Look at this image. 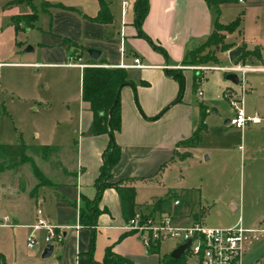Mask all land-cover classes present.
<instances>
[{
  "label": "crops",
  "instance_id": "obj_1",
  "mask_svg": "<svg viewBox=\"0 0 264 264\" xmlns=\"http://www.w3.org/2000/svg\"><path fill=\"white\" fill-rule=\"evenodd\" d=\"M34 1L38 3L33 4L38 11L35 21L37 32L49 40H37L32 45L34 50L25 52V55L35 54V58L12 65L23 69H38V72L46 69L79 70V137L71 146L55 140L54 133L52 142L43 143L42 146L60 147V152L49 160L32 156L46 183L41 184L35 174L30 184L20 180L15 195L5 197L0 204L2 264L102 263L108 248L133 264H160L161 259L168 256L162 253L161 245L147 254L143 243L125 229L127 221L122 215L116 189L105 190L99 204L102 212L95 229L81 223L83 199H95L103 154L110 144L108 134L93 133V113L82 97L83 72L86 67L124 68L128 72L132 83L121 90L122 124L120 132L115 136L121 148V158L113 169L111 182L134 179L137 212H151L147 207L158 198L141 203L139 191L147 186L161 185L175 164L182 159L179 154L190 153V148L180 143L192 137L200 127L202 106L206 116H209L208 105H195L185 94L182 102L170 106L178 97L179 84L169 76L168 71L181 70L188 77L192 69L184 64L187 54L207 41L217 18L223 25L232 23L223 20L225 8L229 4L221 5L218 17L216 9L205 0H150L149 13L141 30L165 51L163 53L155 50L139 35V29L134 24L137 0H105L112 15V21L106 24L92 20L99 14L100 5L97 0ZM239 4H246V1ZM46 5L49 7L45 8ZM251 11V6L245 8L243 30L227 34L226 42L232 45L231 51L241 47L246 51L257 50L253 56L254 61L263 62L264 26L247 28L246 22ZM28 14H31V10L25 15ZM42 20L48 22L46 29L39 27ZM64 40L79 48L76 55L71 53ZM89 49L100 51V58L92 59L88 54ZM135 59H140L145 67H130L134 65ZM203 97L204 91L199 101ZM167 107L166 112L162 113ZM262 123L261 120L260 124L248 128L251 132H260ZM26 165L31 164H23L2 173L13 172V175H17ZM13 181H17L15 176ZM171 195L179 200L178 193ZM167 197L170 195L164 198ZM188 215L174 219L186 222ZM5 218H10L13 227L2 226ZM38 218L52 221L61 229L63 236L60 242L53 245L54 251L48 258L43 257L47 248L43 232L40 233L37 247L30 249L27 245L30 235L28 226ZM246 227L252 232L248 235L245 264H262L264 250L255 246L258 235L253 226L248 224Z\"/></svg>",
  "mask_w": 264,
  "mask_h": 264
},
{
  "label": "rangeland",
  "instance_id": "obj_2",
  "mask_svg": "<svg viewBox=\"0 0 264 264\" xmlns=\"http://www.w3.org/2000/svg\"><path fill=\"white\" fill-rule=\"evenodd\" d=\"M245 1L246 4L237 2L226 6L223 20L231 23L237 17L240 19L238 29L243 30L244 10L251 6L253 11L248 15L247 28L264 26V0ZM30 3L38 5L34 0H0V64H11L0 66V144L42 146L43 143L52 142L55 133V140L73 146L79 137V70L46 69L38 72V69H23L12 65L35 58V54L25 55V51L33 47L37 40H49L47 36L38 34L35 21L17 24L26 13L30 10L32 13L35 9ZM48 7L46 5L45 8ZM47 24V20H42L39 27L46 29ZM69 48L74 55L79 50L72 44ZM230 52L222 51L220 46L210 45L201 54V57L208 59L207 62L186 66L192 67L193 71L190 70L188 77H185L184 94L195 105H208L206 128L200 143L190 148V153L179 154L182 159L175 164L161 185L147 186L139 191V202L155 198L159 200L178 193L181 206L175 207L176 198L172 197L167 199L163 207L173 218L189 214L186 222L174 219L176 226L201 222L208 228H232L242 223L247 229L249 224L258 235L255 246L263 251L264 73L247 75L249 87L245 96V111L248 115H259L263 121L261 131L255 133L248 128L242 132L226 125V120L232 117V109L225 98V92L233 89L240 93L241 86L229 82L226 79L229 72L221 69L232 64L261 63L254 61L252 55L231 62ZM253 52L257 54V50ZM194 72L202 73L197 88L204 91L201 101L199 91L193 89ZM22 169L17 175H13V172H0V204L5 197L15 195L18 181L30 184L35 178L32 165ZM13 176L17 181H13ZM234 206L238 207L237 211L233 210ZM177 246L176 241L166 240L161 243L162 253L170 255Z\"/></svg>",
  "mask_w": 264,
  "mask_h": 264
},
{
  "label": "trees",
  "instance_id": "obj_3",
  "mask_svg": "<svg viewBox=\"0 0 264 264\" xmlns=\"http://www.w3.org/2000/svg\"><path fill=\"white\" fill-rule=\"evenodd\" d=\"M100 5L99 14L93 21L98 23H110L112 21V15L109 9V5L105 0H97ZM150 0H137L135 3V20L134 24L139 29V35L145 38L155 50L165 53V51L157 46L153 41L146 36L142 30V24L145 21L149 13V2ZM210 7H213L217 11V15H220V7L224 4L239 3L245 0H205ZM32 4V3H30ZM33 5V4H32ZM38 17V11L36 8L31 14L23 16L18 20L17 24L26 23L28 21H36ZM240 24V19H236L229 25H223L219 22V18L216 19L215 27L205 43L196 47L187 54V58L184 64L187 66H196L203 64L208 61L201 57L205 49L210 45L216 47L220 46L222 51H229L232 48L231 44L226 42V34L234 33ZM222 34V35H221ZM68 43V41L64 40ZM72 43H68V47ZM73 45V44H72ZM241 56L237 59H246L247 56H255L256 53L246 51L245 49H240ZM236 60V61H237ZM170 77L177 81L179 84V94L178 97L170 104V106L180 103L183 100L184 89H185V76L181 70H170L168 71ZM202 78V73L196 72L193 79V89L200 85V80ZM82 97L83 101L90 106V110L93 113V133L94 135L108 134L110 136V144L103 154V164L100 168V174L96 181V196L94 200L83 199L84 206L81 208V223L89 228L95 229L97 224V219L101 214L99 204L102 200L105 190L114 188L118 191L122 215L128 222L137 213L136 196L137 191L133 185L134 179H124L119 182H111L112 172L115 166L119 163L121 158V148L116 143L115 136L116 133L120 132L122 124L121 115V90L126 85L132 83L129 79V75L124 68H104V67H86L83 72L82 78ZM169 106V107H170ZM167 107L162 113L166 112L169 108ZM202 118L200 127L193 133L192 137L182 141L180 145L193 148L200 143L202 133L206 128L205 118L206 114L204 112L203 106ZM0 109H2V104L0 102ZM111 112V113H110ZM60 152V147L52 146H28L24 143L17 145H1L0 144V172L6 170H12L20 167L23 164H31L33 167V172L40 181L41 184L46 183L45 178L41 175L38 167L34 163L32 156H37L43 160H49L52 156ZM165 166V165H164ZM164 166L162 168H164ZM174 197V196H172ZM167 197L164 199H159L147 208L151 209L152 213L157 211H164V203L167 201ZM157 246H154V251L157 250ZM94 247V242L92 245V250ZM92 250L90 255H92ZM3 262V257L0 256V264ZM177 260H174L170 255L165 256L161 259L160 264H175ZM94 264H133L129 259L117 255L112 251L111 248L106 250L105 259L102 263L93 262Z\"/></svg>",
  "mask_w": 264,
  "mask_h": 264
},
{
  "label": "built area",
  "instance_id": "obj_4",
  "mask_svg": "<svg viewBox=\"0 0 264 264\" xmlns=\"http://www.w3.org/2000/svg\"><path fill=\"white\" fill-rule=\"evenodd\" d=\"M130 67L144 68L145 66L140 59H135L134 65ZM221 70L237 74L240 81L238 85L241 86L240 93L234 92L233 89L225 92V98L232 109L229 126L243 132L250 125L260 124L261 118L258 115H248L244 104L249 87L246 77L249 73H264V61L260 64H232ZM198 91L199 97H202L203 90ZM174 205L179 206L180 201L175 200ZM3 220L2 226L13 227L10 218ZM28 228L30 235L27 245L30 249L39 245L42 232L46 246L55 245L63 238L61 229L44 218H38ZM125 229L143 243L147 254L154 251L155 245H161L166 240L176 241L178 245L191 241V246L175 264H245L248 235L252 232L245 229L242 223L232 228H208L201 222L176 226L174 218L165 211L137 212L127 222Z\"/></svg>",
  "mask_w": 264,
  "mask_h": 264
},
{
  "label": "water",
  "instance_id": "obj_5",
  "mask_svg": "<svg viewBox=\"0 0 264 264\" xmlns=\"http://www.w3.org/2000/svg\"><path fill=\"white\" fill-rule=\"evenodd\" d=\"M34 49L33 47H29L25 52H32ZM88 54L89 56L94 59V60H98L100 58L101 52L95 49H89L88 50ZM241 56V51L240 50H233L229 53V59L231 62L236 61L239 57ZM226 79L231 82L234 85H238L239 84V77L237 74L234 73H228L226 74ZM111 113V112H110ZM227 125L230 123V119L226 120L225 122ZM234 211L238 210L237 206L233 207ZM191 246V241L186 243V244H181L178 245L177 248L170 254V257L174 260H179L184 252ZM54 251V246L53 245H48L47 248L44 251L43 257L44 258H48L52 255Z\"/></svg>",
  "mask_w": 264,
  "mask_h": 264
}]
</instances>
